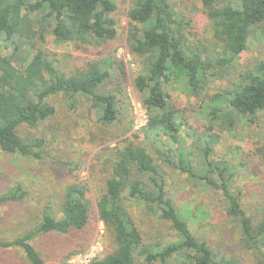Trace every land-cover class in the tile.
I'll list each match as a JSON object with an SVG mask.
<instances>
[{
	"label": "trees",
	"instance_id": "obj_1",
	"mask_svg": "<svg viewBox=\"0 0 264 264\" xmlns=\"http://www.w3.org/2000/svg\"><path fill=\"white\" fill-rule=\"evenodd\" d=\"M198 1L214 39L210 48L189 39L190 19L175 9L173 0H129L126 46L142 67L134 87L148 113L149 121L140 132L152 152L125 140L110 158H102L108 177L95 209L114 248L89 264H243L192 233L169 193L170 176L175 174L221 196L225 216L237 229L238 247L252 255L253 264H264V208L258 209L262 215L254 220L235 185L244 165L211 158L219 140L215 130L230 131L238 122L255 123L264 112V58L235 74L250 37L259 33L264 39V0ZM115 10L113 0H0L1 153L42 160L44 140L24 137L19 130L52 117L55 108L48 99L54 95H62L70 109L83 96L100 125L116 122L118 78H125L122 63L92 61L68 75L48 60L39 44L48 32L57 41L101 48L116 38ZM223 78L228 81L225 87L212 95L202 94L209 83ZM176 86L193 98L203 95L199 112L206 125L201 134H195L172 102L169 92ZM182 127L190 131L182 135ZM86 192L84 184H67L56 213L44 205L31 229L10 240L0 239V250L18 249L27 264H46L31 241L83 229L91 208ZM26 196L16 183L0 194V206ZM128 200L168 223L177 239L145 242L127 209ZM71 254H62L60 264H68Z\"/></svg>",
	"mask_w": 264,
	"mask_h": 264
},
{
	"label": "rangeland",
	"instance_id": "obj_2",
	"mask_svg": "<svg viewBox=\"0 0 264 264\" xmlns=\"http://www.w3.org/2000/svg\"><path fill=\"white\" fill-rule=\"evenodd\" d=\"M113 1L116 5L114 15L117 35L115 40L103 47L93 48L57 41L48 32L39 44L48 60L68 75L85 69L92 61L110 59L122 63L125 78L122 81L118 78L121 93L117 96L119 114L116 122L111 126L100 125L90 102L83 96H78L74 108L70 109L62 95H54L48 102L55 108V114L35 127L24 126L19 130L24 137L44 140L42 160H25L18 155L0 152V194L16 183H20L27 191L23 201L0 206V239L10 240L31 229L40 219L41 209L46 204L52 206V211L56 213L67 184L79 182L87 189L86 196L91 201V208L89 221L83 229L64 236H40L31 241L45 258L46 264H60L62 254L70 252L72 254L67 263L87 264L88 260L101 259L112 251V237L99 220L95 209L96 199L104 192L105 179L108 177L102 158H110L115 148L123 146L125 143L121 141L125 140L151 151L143 134L132 128L130 96L140 101L134 80L142 67L126 46L130 3L129 0ZM173 4L175 9L190 19L189 39L206 48L213 47L214 39L207 20L199 12V1L173 0ZM263 58L264 39L256 33L250 37L246 51L240 55L235 74ZM227 84L224 78L209 83L208 89L203 90L202 94L212 95ZM109 87L114 88L112 83ZM169 93L172 102L195 130V134H201L206 125L199 112L203 95L193 98L179 86ZM189 131L182 127L181 134ZM214 134L219 136V140L211 158H227L235 165H244L238 170L235 185L242 192L245 210L254 220H258L262 215L258 209L264 208V161L261 159L264 158V112L255 123L238 122L234 129L215 130ZM259 171L262 173L259 174ZM170 177L169 193L187 219L192 233L207 238L214 248L234 255L243 264H253L252 255L238 247L239 235L225 216L221 196L200 184L186 182L178 174ZM126 206L145 242L167 243L177 239L168 223L149 216L140 203L128 200ZM0 264L27 263L20 250L11 249L0 250ZM136 264L143 263L136 261Z\"/></svg>",
	"mask_w": 264,
	"mask_h": 264
},
{
	"label": "built area",
	"instance_id": "obj_3",
	"mask_svg": "<svg viewBox=\"0 0 264 264\" xmlns=\"http://www.w3.org/2000/svg\"><path fill=\"white\" fill-rule=\"evenodd\" d=\"M130 107H131L132 128L134 131L140 132L147 125L149 121L148 113L146 109L142 106L141 102L135 99L133 96H130ZM90 261L91 260H88L86 263L89 264Z\"/></svg>",
	"mask_w": 264,
	"mask_h": 264
}]
</instances>
